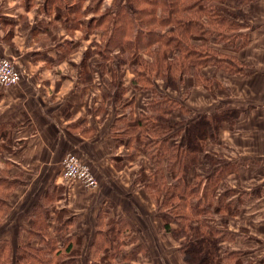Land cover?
<instances>
[{
  "label": "crops",
  "instance_id": "obj_1",
  "mask_svg": "<svg viewBox=\"0 0 264 264\" xmlns=\"http://www.w3.org/2000/svg\"><path fill=\"white\" fill-rule=\"evenodd\" d=\"M103 2L112 4V0ZM260 3L259 7L263 5L261 9H264V2ZM88 4L87 1L83 4L82 13ZM47 7V0H0V56L11 57L21 71L18 83L0 88V163L10 164V186L19 184L12 193L16 199H10V210L5 215L13 210L9 221L14 226L9 236L0 238L8 239L16 256L22 241L43 245L28 230L45 222L48 236H54L59 244L66 241L64 234L77 240H83L79 234L89 237V252L85 251L84 256L94 257L98 239L110 243L119 239L129 246L132 233L136 243L120 251L122 258L131 260L138 251L131 253V249L147 242L144 221L147 205L153 202L147 200V203L144 191L129 185L128 175L121 172L119 165L131 161L122 158L116 164L112 158L114 151L128 147L129 143L137 154L147 156L146 147L130 134L123 135V131L125 118L135 121L143 114L153 113L152 95L149 89L133 84L134 74L116 58H109L100 66L101 48L97 45H104V40L94 44L93 37L103 39L104 35L90 22L92 15L97 14L91 10L82 16L87 28L81 29L62 25L54 12L53 17L60 18L57 28L50 24ZM42 23H48L44 30ZM81 31L83 34L78 35ZM84 41L90 42L77 58L74 52ZM261 45L255 71L264 70L261 68L264 44ZM262 74L257 72L256 76ZM116 76L122 81V92L109 83ZM153 84L158 90L157 77ZM261 129L264 122H252L250 133L243 131L218 138V144L227 146L234 170L225 175L215 195L217 201L215 198L213 206L218 204V211L222 209L224 215H219L218 227L211 221L206 227L217 240L204 242L202 252L197 253H203V258L211 257L215 264H264V131ZM119 132L123 142L115 138ZM70 151L90 164L98 186L85 187L63 176L62 158ZM151 167L147 163L146 171ZM165 175L170 176L171 183L173 175L166 171ZM104 220L111 223L108 230L113 235L107 234V229L98 230ZM211 226L216 229L212 231ZM79 249V253L81 250L84 253L81 246Z\"/></svg>",
  "mask_w": 264,
  "mask_h": 264
},
{
  "label": "trees",
  "instance_id": "obj_2",
  "mask_svg": "<svg viewBox=\"0 0 264 264\" xmlns=\"http://www.w3.org/2000/svg\"><path fill=\"white\" fill-rule=\"evenodd\" d=\"M86 1L47 0V9L50 14L55 11V17L62 18L68 28L84 25L81 17L92 10L98 15L96 26L104 35V45L99 50L100 66L105 64V60L116 58L121 65H128L133 72L134 85L152 88V94L157 98L151 102L154 106L153 113L143 114L135 121L125 118L123 135L130 134L132 139L147 148L156 166L147 181L152 187H161L163 194L167 195L166 207L172 210L170 218L176 222L178 232L179 229L182 232L183 227L189 231L190 240L186 253L195 255L202 252L204 242L213 243L217 240L206 231L210 221L203 216L214 213L213 210L218 212V204L213 206L217 194L214 189L223 177L225 163L219 162L205 179L189 181L188 170L196 163L195 156L203 152L209 120L200 121L202 124L195 122L197 125L190 126V137L186 141L176 140L169 144V139L175 135L170 125V114L173 104L178 105L179 101L176 97L158 92L153 80L155 77L162 78L167 85L177 89V83L186 77L196 79L197 83L207 80L203 78L202 71L206 67L213 66L217 71L225 70L230 74L240 72L241 68L233 59L236 57L235 52L238 53V42L243 34L242 23L236 19L242 12L236 14L231 7L239 8L240 11L252 0L245 4L243 0H235L234 6L228 0H112L105 12L98 11L104 0H92L86 12L82 13L81 9ZM45 25L48 26V23L41 24L42 30L47 28ZM217 73L214 72L213 75ZM116 77L118 80L113 77L109 83L122 92V81L120 77ZM119 133L115 138L123 142L122 132ZM127 146L132 148L130 143ZM165 157L169 160L174 178L170 184L164 181L162 161ZM229 163L231 162H227ZM215 178L218 180L213 182ZM2 206L4 204L1 200L0 209ZM167 225L165 226L171 229ZM211 229L213 231L216 228L211 226ZM28 231L39 237L40 243L46 244L47 248L33 250L30 240L22 241L17 250V258H31L37 264H75L71 258L77 256L80 250L77 239L64 234L66 241L63 245L59 244L56 238L48 236L45 222L37 223L35 228ZM10 250L8 243L0 244V264H10ZM200 262L215 264L208 256L202 257ZM19 263L24 264L20 259Z\"/></svg>",
  "mask_w": 264,
  "mask_h": 264
},
{
  "label": "rangeland",
  "instance_id": "obj_3",
  "mask_svg": "<svg viewBox=\"0 0 264 264\" xmlns=\"http://www.w3.org/2000/svg\"><path fill=\"white\" fill-rule=\"evenodd\" d=\"M90 1L91 0H87L89 4ZM228 1L234 6L233 2H235V0ZM247 1L249 2V0H243L244 4ZM261 1L264 2V0H252L248 6L242 7L240 11L239 8L235 9L231 7L232 12H236V14L242 12V15H237L236 19L242 23L241 30L243 34L238 42V53L235 52L236 57L233 59L239 66V69L241 68L240 72L230 74L225 70L217 71L213 66L206 67L202 71L203 78L207 80L203 83H197L198 81H196V79L192 80V78L186 77L183 81L177 83V89L170 84L167 85L164 79L158 78V92L168 94L173 98L176 97L179 101L178 105L173 104V111L170 114V125L174 129L175 135L173 138L169 139V144L174 143L176 140L182 142L185 139L186 141L187 138L190 137V126L195 122L202 124L200 121L209 120V126L206 128V131H208L206 135L207 140L205 141L204 148H202L203 152H199L197 156H195L196 163L194 162L188 170L189 181L193 180L196 182L205 179L204 177H207L208 173L213 171L215 167L218 166L219 162L225 163V165L223 164L224 174L221 181L225 179V175L229 173L232 174L234 168L232 166V161L228 159L229 153L226 150L227 146L222 143L218 144L219 136L226 137L243 131L244 133H250L252 122H264V70L255 71L256 64L258 63V55L260 54L258 50L260 46H263L261 44H264V9H261L263 5H261V8L259 7V5L262 4L260 3ZM109 5L110 4L107 2H101L98 11L105 12ZM54 12L55 11L50 14L52 20L50 24L59 28L60 18L55 19L53 17ZM90 22L92 23V27L95 28L98 24V15H92ZM61 23L63 25L64 22L62 21ZM39 24L40 23H37L36 25ZM80 28L85 29L87 26L82 25ZM81 34H83V31L78 33V35ZM96 36L93 37L94 44L103 42L102 38ZM66 37L69 38V33ZM89 42L90 41H84L83 44H81L79 49L74 52L75 57L80 58L82 53L87 49V44ZM97 46L100 48L102 45ZM261 68L264 69V64L261 65ZM214 72H218L217 75H213ZM257 72L263 73V76H256ZM129 76L132 75L129 74ZM147 89H149L152 95L150 102H153L157 98L152 94V88L147 87ZM116 105L118 107V104ZM117 109H119V107ZM121 109H123V107H121ZM109 120L110 117L105 120L104 124ZM197 123L194 125H197ZM263 131L264 129H261V132ZM208 139L210 143H208ZM146 152L147 156L144 154L140 156V154H137V152L131 148L129 149L128 147L122 146L118 148V152L114 151V158H112L116 164L117 162L119 163V159L122 158L131 161L121 165L118 164L120 169H122L121 172L128 175L129 185L131 184V186H134L137 190L141 189L144 191L147 203L148 201L154 203H152L151 206L149 204L147 205L148 214L145 216L146 220L144 221L145 224H147L145 235L147 240L146 244L145 242H140L138 248H132L131 253L138 251L135 253L134 258H130L131 260H129L122 258L120 251H126L129 246L131 247L136 243V240H133L135 235L130 233L132 240L129 241L132 245L130 244L129 246L120 240L110 243L108 240L98 239L94 257L93 255L84 256L85 251L89 252L88 250L90 247H88L87 250V246L90 245L89 237L85 238V235L79 234L82 235L83 240L78 239L77 243L79 245L82 244L80 246L81 249L83 248L84 253H82L81 250L79 255L71 258L76 264H201L200 259L203 257V253L195 255L186 253L190 240V233L184 227L182 229L183 233L180 232L181 229H179V232L178 229H176V222L170 218L172 210L170 207H166V205H168L167 195L163 194V189L161 187H152L149 180L147 181L150 172L156 170V166L149 152L147 150ZM227 162L231 163L227 164ZM147 163L151 164V170L146 171ZM168 163L169 160L165 157L164 161H162L163 171H166L168 175H170L171 171ZM9 167L10 164L8 163H0V201L2 200V204H4L0 209V236L5 234L9 236V231L14 226L12 220L9 221V217L13 210L7 216L5 215L10 210V199H16L12 193L19 184L15 181L16 184H12V186L9 185V181L12 179V176L8 174ZM169 177L170 176H166L164 173V181L167 184H170L168 181V179H170ZM218 178H215L213 182L217 181ZM219 185L220 184L214 189V193L218 192ZM23 188L24 186L21 187V190ZM224 188L226 189L227 186ZM143 191H141L142 196ZM132 194L127 195L131 196ZM77 206L79 207V205ZM222 207L223 205H220V208ZM213 211L214 213H210V215H206L204 218L211 221L215 227H218L219 215L221 214L222 216L224 213L222 209L218 212H215V210ZM17 212L19 213V210L15 211V213ZM167 223L169 225H167ZM110 224L108 220H104L103 227H98V230L104 228L107 229V234L113 235V233L108 230ZM165 225L170 226L171 229ZM50 232L53 234V230H50ZM51 237L53 238L54 236ZM7 240V238H0V244L2 242L8 243ZM33 240L39 241L38 239H32V242ZM122 243L123 247L121 245ZM142 245L145 247H142ZM8 246L10 248L9 244ZM30 246L33 250L42 248L40 246L47 248L46 244H31ZM17 252L18 251H16V256H14L15 254L12 250L8 252L10 264H22L19 263V259L22 260L24 264H37L31 258L22 259L20 256L17 258ZM117 253H120L119 256H115Z\"/></svg>",
  "mask_w": 264,
  "mask_h": 264
},
{
  "label": "built area",
  "instance_id": "obj_4",
  "mask_svg": "<svg viewBox=\"0 0 264 264\" xmlns=\"http://www.w3.org/2000/svg\"><path fill=\"white\" fill-rule=\"evenodd\" d=\"M21 79V71L15 61L9 56H0V88L18 83ZM63 176L73 182L89 188L98 186V179L90 164L84 161L75 152H67L62 158Z\"/></svg>",
  "mask_w": 264,
  "mask_h": 264
}]
</instances>
